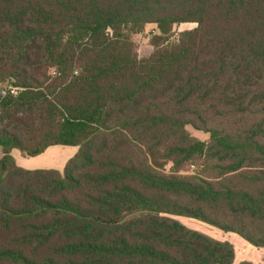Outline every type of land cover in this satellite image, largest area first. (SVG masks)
<instances>
[{
  "label": "trees",
  "instance_id": "16d2710c",
  "mask_svg": "<svg viewBox=\"0 0 264 264\" xmlns=\"http://www.w3.org/2000/svg\"><path fill=\"white\" fill-rule=\"evenodd\" d=\"M0 146V264H253L175 217L264 248V0H0Z\"/></svg>",
  "mask_w": 264,
  "mask_h": 264
},
{
  "label": "rangeland",
  "instance_id": "374dc122",
  "mask_svg": "<svg viewBox=\"0 0 264 264\" xmlns=\"http://www.w3.org/2000/svg\"><path fill=\"white\" fill-rule=\"evenodd\" d=\"M196 27V24L193 23H185L174 26V33L175 38L180 32H183L185 30H191ZM158 28L156 25L150 24L147 25L146 28L141 31L138 34L133 35V39L137 46V51L140 53L141 57L148 56L152 50V44L151 40L153 38V35L158 34ZM6 89V88H5ZM188 130L191 132V134L200 139L201 141L207 142L209 139V135L197 131L193 129L192 127H188ZM65 148V150H63ZM78 152V147H64V146H52L48 148L45 153L36 156V157H30L25 155L23 152H21L19 149L15 148L11 151V155L15 158L16 162H18L21 167L28 169V170H36V169H57L59 170L66 161L73 158ZM3 157V148L0 146V159ZM172 164L169 163L165 170L166 172H169L171 170ZM196 168H199V166H193V165H187L184 170L183 174H192ZM178 221H180L183 225L188 227L191 230H195L197 232H200L202 234H205L207 236H210L212 238H215L216 240H226L228 243L232 240L229 236H226L225 232H222L212 226H209L203 222H200L198 220L189 219L183 216H177L175 217ZM222 238V239H221ZM224 238V239H223ZM235 251V255L237 252V256L239 260H243L242 262H251L249 258H252L251 255H244V252L241 251L239 245H234L233 243H230ZM254 247V246H253ZM244 256V257H243ZM245 260V261H244ZM250 260V261H247Z\"/></svg>",
  "mask_w": 264,
  "mask_h": 264
},
{
  "label": "crops",
  "instance_id": "0c3cea01",
  "mask_svg": "<svg viewBox=\"0 0 264 264\" xmlns=\"http://www.w3.org/2000/svg\"><path fill=\"white\" fill-rule=\"evenodd\" d=\"M64 147H69V146H64ZM65 150V148L63 149ZM45 153V152H44ZM67 161L65 162V164L59 169L60 171L63 170V168L65 167ZM17 164L21 167V165L17 162ZM23 168V166H22ZM57 170V169H56ZM226 236H229L232 240L230 241V243H233L234 245H239L241 251L244 252V255L246 253V255H251L252 258H249L251 260V262L253 264H264V248H257V247H253V245H251L249 242H247L245 239H243L240 235L235 234V233H225ZM222 239V238H221ZM224 239V238H223ZM218 240V239H217ZM220 241H224L227 242L226 240H220ZM229 242V241H228ZM244 257V256H243ZM242 258H239L237 256V252L235 255V262L236 263H241L243 260H239ZM247 260V261H250ZM245 261V260H244Z\"/></svg>",
  "mask_w": 264,
  "mask_h": 264
},
{
  "label": "built area",
  "instance_id": "2783aa9c",
  "mask_svg": "<svg viewBox=\"0 0 264 264\" xmlns=\"http://www.w3.org/2000/svg\"><path fill=\"white\" fill-rule=\"evenodd\" d=\"M7 92H8L7 89H3V90L1 91L2 96H5V95L7 94ZM10 92H11L12 94H17V90H16V89H11Z\"/></svg>",
  "mask_w": 264,
  "mask_h": 264
}]
</instances>
